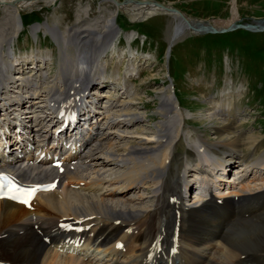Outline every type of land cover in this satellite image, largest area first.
<instances>
[{"label": "bare ground", "instance_id": "1", "mask_svg": "<svg viewBox=\"0 0 264 264\" xmlns=\"http://www.w3.org/2000/svg\"><path fill=\"white\" fill-rule=\"evenodd\" d=\"M39 2L48 6L54 1L0 0V8L13 11L11 30L0 34V131L15 125L13 132L7 127L10 133L0 145V170L30 183L56 186L37 194L32 205L39 203V208L32 211L0 201V264H248L264 255V154L258 153L259 136L244 132L238 124V108L220 104L215 112L200 117L217 121L213 139L199 134L197 146H188L173 173L175 142L185 123L173 96L167 92L158 97L156 113L161 119L149 132L139 121L145 115L132 111L130 102L94 88L106 72L103 59L119 42L116 12L133 11L128 5L115 6L100 29L84 22L68 30L65 38L44 25L60 54L56 76L47 83L21 72L12 74L22 61L14 50L22 28L19 14ZM236 3L231 0L230 20L212 24L223 28L235 22ZM133 8L138 14L159 12L151 5ZM169 15L172 29L167 42L172 48L191 31L182 18ZM38 30L33 27L32 33ZM39 77L45 78L44 73ZM77 113L80 120L88 116L85 124L74 121ZM170 115L178 117V125L168 120ZM68 119L74 133H60V141L63 135L72 137L84 143L83 149L52 166L58 156L54 152L65 151L59 148L65 143L47 147L44 140ZM30 144L39 150L35 156L27 150ZM41 154L51 160L37 162ZM235 164L232 178L225 180L223 175ZM112 168L119 172H111ZM194 185L201 190L196 197ZM145 191L156 200L153 209L138 196ZM82 240L88 247L82 258L59 254L74 252ZM113 241L101 251L107 252L105 257L87 255L92 247H107ZM120 243L129 248L130 256L117 248ZM201 244L205 246L196 249Z\"/></svg>", "mask_w": 264, "mask_h": 264}, {"label": "rangeland", "instance_id": "2", "mask_svg": "<svg viewBox=\"0 0 264 264\" xmlns=\"http://www.w3.org/2000/svg\"><path fill=\"white\" fill-rule=\"evenodd\" d=\"M52 1L48 6L39 2L38 6L20 12L22 28L14 43V50L16 58L23 61V66L17 67V72L12 70V74L21 72L26 78L38 82L53 81L60 54L55 39L43 29L44 25L52 26L61 38H65L68 30L80 28L84 22L100 29L101 22L116 10L114 4L96 0ZM158 1L179 9L191 18L213 21L231 18V0ZM128 6L132 13L117 11L115 14L119 43L115 51L103 59L106 72L98 83L105 85L102 89L104 94L110 92L107 94H111L112 98L122 97L124 102L132 104V111L145 115L139 121L149 132L152 124L161 119L156 113L160 103L158 97L162 93L172 92L173 98L180 103L185 123L181 139L175 142V157L171 161L170 171L176 172L189 145L198 144L199 134H208L213 139V125H217V121L212 123L199 118L215 112L217 106L225 103L238 108V124L244 132L250 131L259 136L258 153L264 154V32L257 34L237 30L216 36H199L188 32L175 43L167 58L171 16L160 12L138 14L133 8L135 6ZM236 7L238 19L248 21L264 18V0H237ZM12 13L8 8H0V34L11 30ZM36 26L39 30L33 34L32 28ZM41 73H44L45 78L39 77ZM125 88L126 95H123ZM169 119L174 121L175 126L178 125V117L170 115ZM237 166L233 165L230 170ZM190 167L194 168L193 165ZM110 171L119 172L118 168ZM229 171L225 173L226 176L223 175L225 180L232 178L234 170ZM191 175H188L190 180L193 178ZM194 186L196 195L192 193L190 200L192 195L196 197L200 193ZM150 195V191L138 193L148 209H153L156 200ZM14 228L8 227L10 230ZM203 246L205 244L198 245L196 249ZM59 254L81 256L63 252ZM124 255L130 256L129 251ZM254 262L248 264H264V255Z\"/></svg>", "mask_w": 264, "mask_h": 264}, {"label": "water", "instance_id": "3", "mask_svg": "<svg viewBox=\"0 0 264 264\" xmlns=\"http://www.w3.org/2000/svg\"><path fill=\"white\" fill-rule=\"evenodd\" d=\"M112 2L115 6L121 5H135V6H154L159 11L164 13H171L182 18L188 25V29L196 34H224L237 29H242L249 32H263L264 31V19H252L249 23H232L228 27H216L208 20H201L196 18L186 17L178 9L172 7L171 5L164 4L157 0H122L118 2L117 0H101Z\"/></svg>", "mask_w": 264, "mask_h": 264}, {"label": "snow or ice", "instance_id": "4", "mask_svg": "<svg viewBox=\"0 0 264 264\" xmlns=\"http://www.w3.org/2000/svg\"><path fill=\"white\" fill-rule=\"evenodd\" d=\"M4 189H5V185L3 184H0V196H3L5 193H4ZM35 192V189H31V190H28L27 191V195L29 198H31V196L33 195V193ZM15 198V197H13ZM23 203L27 204L28 201L27 200H24L22 201ZM118 247H120V245H118Z\"/></svg>", "mask_w": 264, "mask_h": 264}]
</instances>
